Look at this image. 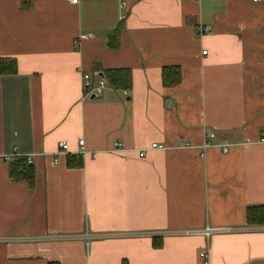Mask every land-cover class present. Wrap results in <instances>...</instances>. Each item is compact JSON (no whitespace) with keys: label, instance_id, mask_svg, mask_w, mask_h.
Returning <instances> with one entry per match:
<instances>
[{"label":"crops","instance_id":"1","mask_svg":"<svg viewBox=\"0 0 264 264\" xmlns=\"http://www.w3.org/2000/svg\"><path fill=\"white\" fill-rule=\"evenodd\" d=\"M2 57L0 264H264V0H0Z\"/></svg>","mask_w":264,"mask_h":264},{"label":"trees","instance_id":"2","mask_svg":"<svg viewBox=\"0 0 264 264\" xmlns=\"http://www.w3.org/2000/svg\"><path fill=\"white\" fill-rule=\"evenodd\" d=\"M16 62L13 57H2L0 58V74H9L16 71ZM103 77L107 79L110 85L118 86H129L130 76L128 69H101L99 71ZM177 71L175 76L166 83H173L178 80ZM31 163L26 162L23 156H14L9 161V176L10 178L23 180L29 185H33V167ZM245 218L247 224H263L264 223V204L248 206L245 211Z\"/></svg>","mask_w":264,"mask_h":264},{"label":"built area","instance_id":"3","mask_svg":"<svg viewBox=\"0 0 264 264\" xmlns=\"http://www.w3.org/2000/svg\"><path fill=\"white\" fill-rule=\"evenodd\" d=\"M68 2L75 4L78 2V0H67ZM253 1H258V0H253ZM198 30L200 33H204L207 32L208 29L206 26H199ZM202 53H205V51H202ZM81 78H83V91L85 92V95H90V96H98L100 95L102 92V89L105 86V82L106 79L105 77H103L102 73L97 72L94 75H91L89 72H83L81 75ZM214 135L213 132H209L207 133V137L210 138ZM264 139V137H263ZM209 143V141H204V145H207ZM83 144V140L80 139L78 141V145L82 146ZM118 144L116 143V148L114 149H118ZM158 146H160V144H156V143H150L149 145L144 146L143 148H140L137 150V154L139 157H144V155L146 154L148 149H153V148H158ZM219 146H221V149L223 151H227L229 144L226 142H222L221 144H219ZM58 149L59 151H65L67 149V142L65 140H60L58 141ZM26 159V162L32 163L33 161V157L34 154L31 153H27V155L23 156ZM8 159L9 157L6 156L5 159ZM234 228L230 227V226H224V225H210V224H205L204 226L197 228V227H190V228H186V229H182L181 232L182 234L185 235H202V236H206L209 237L212 234H219V233H227V232H231ZM200 256L202 257V259L204 260V263L207 262V254H206V250H201L200 251Z\"/></svg>","mask_w":264,"mask_h":264}]
</instances>
